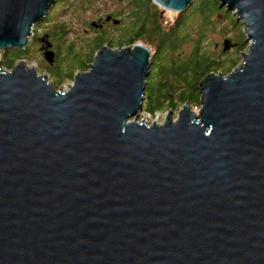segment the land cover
I'll return each mask as SVG.
<instances>
[{"label":"water","instance_id":"water-1","mask_svg":"<svg viewBox=\"0 0 264 264\" xmlns=\"http://www.w3.org/2000/svg\"><path fill=\"white\" fill-rule=\"evenodd\" d=\"M57 2L0 0V52L25 49ZM220 2L252 45L202 83L198 115L140 121L144 44L104 46L68 91L0 65V264H264V0Z\"/></svg>","mask_w":264,"mask_h":264},{"label":"rangeland","instance_id":"rangeland-1","mask_svg":"<svg viewBox=\"0 0 264 264\" xmlns=\"http://www.w3.org/2000/svg\"><path fill=\"white\" fill-rule=\"evenodd\" d=\"M120 2L121 0H68V2H62V5L59 6H56L58 4L56 3L53 8L58 9L55 10V16L52 14V22L66 23V30L68 31L65 37L70 38L69 40H74L76 36L79 38L82 37L78 43L79 48L83 46L82 52L84 54L89 50L87 45L90 39H93L96 36V31L90 26V24L92 25V23L95 21L105 19L111 13L118 12L119 8L123 7L121 6ZM89 4L91 5V9H88ZM158 7L161 10L162 20L165 21V25L169 24V27L173 26V24L178 19L179 14H183L176 11L165 10L160 6ZM51 10L48 16L52 12ZM192 11L193 12L190 15L191 17L189 19L187 18L184 22V24H186H183L180 27V36L176 41L175 46L172 48L173 52H167V56L169 57H167L165 62L169 63L172 61V64H174L175 61L173 59L175 58L178 65H181L182 63V65H187L188 68H190L192 65H194L197 59H200L198 48L201 47L202 53L208 52L211 57H213L218 63H220V65L223 66L220 67L219 65V68H222V70L215 72L216 74L220 73L225 76L229 74L232 69H240L243 66L245 54L250 51L252 43L248 40L246 27L244 26L243 21L239 20V16H236L233 12H229L226 8H222L220 5H213L209 8H203L201 5L197 4L195 9ZM117 19L125 20L126 16L119 13ZM52 25L53 23L48 22L46 18L43 22L34 26L33 35L31 36V40L27 45V47L31 45L30 58L18 61L16 66L19 64H24L26 68L34 69L39 74L46 75L49 79V82L54 85L55 77L49 72V67L55 65L54 70L67 73L70 70V67L81 66V61L79 60L78 62L77 60H72L71 57L66 56L67 54L65 50H62V55L59 56L58 47L60 46V43L57 42L56 36L52 31ZM113 25V22H108L104 25L103 29L97 30L102 31L107 29L112 33L114 30ZM46 34H49L51 43L50 46L58 54L56 63L53 65L47 62L44 58L45 50L43 49L44 44L42 43V38ZM197 40H201L200 46H198ZM227 41H230L231 43L226 45ZM235 45H237V47ZM106 46L113 50L129 48L128 46L120 45ZM145 46L151 50V55H153L155 52V47L150 44H146ZM242 46L243 48L239 53V47ZM226 47L228 49H226ZM193 51H195L196 55L191 56ZM3 54H5L4 51L0 52V65H2L4 69L8 70L5 68V58ZM235 59L237 60V64L233 66V60ZM165 62L163 57L158 59L154 69L152 68L153 72L159 73L160 67L165 65L163 64ZM224 68L227 70L226 72ZM80 72L82 71H78L76 74ZM73 84L74 80L68 79L60 88L63 91H68ZM177 84L181 86L179 82H177ZM178 92L179 89L173 90L172 103L174 106L172 108L169 104H167V98L165 99L166 104L161 107V110L156 111L154 114L147 111L148 98H146L144 102V109L139 117L140 121H144L148 125L164 124L168 120L169 114L172 115V119L175 121L183 111L185 105H188L192 112L198 115L202 107L200 102L201 100L199 99L197 103L184 104L183 102H180L179 98L175 97V95H178Z\"/></svg>","mask_w":264,"mask_h":264},{"label":"trees","instance_id":"trees-1","mask_svg":"<svg viewBox=\"0 0 264 264\" xmlns=\"http://www.w3.org/2000/svg\"><path fill=\"white\" fill-rule=\"evenodd\" d=\"M56 6L62 5V2H68V0H58ZM193 7L186 13L179 14L178 19L173 24L172 27L165 25V21L162 20L161 10L155 4L154 0H121L120 4L123 6L119 8L118 12L111 13L113 19H117L119 13L125 15V20H120L119 25H113V32H109L107 29L102 31L97 30L100 28H95L91 24L90 26L96 31V36L90 39L88 43L89 50L83 54L82 48H79L78 41L82 38L76 36L74 40H69L66 38L67 34L66 23H56L52 22V14L55 16V10L58 8H53L50 15L47 17L48 22L53 23L52 31L54 32L57 42L60 43L59 56L62 55L61 51H66V56L71 57L72 60L81 61V66L70 67L67 73L54 70V66L49 67V72L55 77L54 86L59 89L65 81L68 79L75 80L76 73L78 71H87L90 65L94 62L95 56L98 51L104 46H128L133 47L136 44H150L155 47V52L152 55L153 65L151 67V74L147 79L146 87V98H148L147 111L154 114L156 111L161 110V107L166 104L165 99L168 98L167 104L172 108L174 105L172 103L173 90L179 89L176 98H179L180 102L184 104L197 103L201 98V85L209 77L210 74L219 72L222 68H219L220 63H218L210 54L202 53L201 47L198 48V54L200 59L188 68L187 65H178L176 59L174 58V64L172 61L169 63L165 62L167 59V52H173V47L176 44L180 36V27L184 24L185 20L190 18L192 10L195 9L197 4L201 7H212L213 5H220V0H194ZM226 8V7H224ZM88 9H91V5H88ZM120 11V12H119ZM107 16V17H108ZM106 17V18H107ZM118 20V19H117ZM186 24V23H185ZM184 24V25H185ZM169 27V28H166ZM166 28V29H165ZM52 34V33H51ZM50 34V35H51ZM49 35V34H46ZM58 37V38H57ZM50 40V39H49ZM198 41V40H197ZM201 40L198 41V46H200ZM237 47V45H235ZM239 47V53L242 50ZM30 49L26 47L25 49H11L8 52H4L5 58V68L8 70L13 69L18 61L22 59L30 58ZM200 51V53H199ZM170 54V53H169ZM57 57L58 54L56 53ZM195 51H193L191 56H194ZM190 56V55H189ZM164 59L162 67H160L159 73H154L153 69L156 61L160 58ZM237 64V60H233V66ZM220 67H223L220 65ZM153 68V69H152ZM234 68V67H233ZM225 72L227 71L224 68ZM233 70V69H232ZM231 70V71H232ZM181 86H179L177 84Z\"/></svg>","mask_w":264,"mask_h":264},{"label":"bare ground","instance_id":"bare-ground-1","mask_svg":"<svg viewBox=\"0 0 264 264\" xmlns=\"http://www.w3.org/2000/svg\"><path fill=\"white\" fill-rule=\"evenodd\" d=\"M24 65V64H23ZM32 68H34V67H32ZM27 69H30V68H27Z\"/></svg>","mask_w":264,"mask_h":264}]
</instances>
